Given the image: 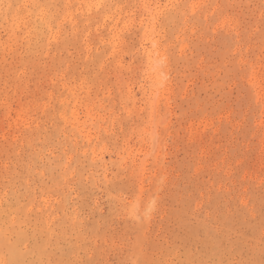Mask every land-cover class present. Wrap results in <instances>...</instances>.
<instances>
[{"label": "rangeland", "instance_id": "rangeland-1", "mask_svg": "<svg viewBox=\"0 0 264 264\" xmlns=\"http://www.w3.org/2000/svg\"><path fill=\"white\" fill-rule=\"evenodd\" d=\"M0 264H264V0H0Z\"/></svg>", "mask_w": 264, "mask_h": 264}, {"label": "bare ground", "instance_id": "bare-ground-1", "mask_svg": "<svg viewBox=\"0 0 264 264\" xmlns=\"http://www.w3.org/2000/svg\"><path fill=\"white\" fill-rule=\"evenodd\" d=\"M159 61H160V60H158V57H157V59H156V64H157V66H158V64H159Z\"/></svg>", "mask_w": 264, "mask_h": 264}]
</instances>
